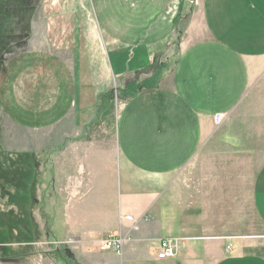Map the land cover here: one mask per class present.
Returning <instances> with one entry per match:
<instances>
[{
	"label": "crops",
	"instance_id": "crops-1",
	"mask_svg": "<svg viewBox=\"0 0 264 264\" xmlns=\"http://www.w3.org/2000/svg\"><path fill=\"white\" fill-rule=\"evenodd\" d=\"M192 1L112 2L131 19L99 0L97 32L46 31L2 70L7 119L57 131L90 181L71 216L93 229L83 242L125 239L120 254L71 252L76 264H264V136L234 119L264 79V0ZM163 239L174 257L157 259Z\"/></svg>",
	"mask_w": 264,
	"mask_h": 264
},
{
	"label": "rangeland",
	"instance_id": "rangeland-1",
	"mask_svg": "<svg viewBox=\"0 0 264 264\" xmlns=\"http://www.w3.org/2000/svg\"><path fill=\"white\" fill-rule=\"evenodd\" d=\"M98 1L0 0V76L11 57L45 44L46 31L50 40L63 29L88 25L97 32L95 15L100 18L105 11L132 19L115 0H109L105 11ZM190 5L191 12H198L196 0ZM234 114L236 123L264 136V79L250 85ZM59 139L54 129L15 126L0 107V264H64L58 248L83 255L98 246L95 240L83 242L93 239L88 233L93 229L71 225V216L83 215L89 203L90 181L77 168L71 170L72 149L61 154Z\"/></svg>",
	"mask_w": 264,
	"mask_h": 264
},
{
	"label": "built area",
	"instance_id": "built-area-1",
	"mask_svg": "<svg viewBox=\"0 0 264 264\" xmlns=\"http://www.w3.org/2000/svg\"><path fill=\"white\" fill-rule=\"evenodd\" d=\"M223 121L222 114H216L214 116L215 125H220ZM128 220H132L131 216L126 217ZM124 238L116 235H108L103 239L99 240L98 248L101 251H112L114 253L120 254L122 251V246L124 243ZM174 242L172 239H163L158 245L157 259H167L174 257L176 255L174 250Z\"/></svg>",
	"mask_w": 264,
	"mask_h": 264
},
{
	"label": "trees",
	"instance_id": "trees-1",
	"mask_svg": "<svg viewBox=\"0 0 264 264\" xmlns=\"http://www.w3.org/2000/svg\"><path fill=\"white\" fill-rule=\"evenodd\" d=\"M57 254L59 255L60 260H61L64 264H67V262H69L70 264H76V263L72 260L70 253H69L65 248H61L60 250H59V248H58Z\"/></svg>",
	"mask_w": 264,
	"mask_h": 264
}]
</instances>
